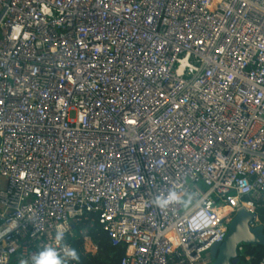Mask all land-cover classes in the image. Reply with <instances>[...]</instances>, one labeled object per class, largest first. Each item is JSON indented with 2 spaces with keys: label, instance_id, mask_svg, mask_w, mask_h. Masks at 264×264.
Wrapping results in <instances>:
<instances>
[{
  "label": "built area",
  "instance_id": "2783aa9c",
  "mask_svg": "<svg viewBox=\"0 0 264 264\" xmlns=\"http://www.w3.org/2000/svg\"><path fill=\"white\" fill-rule=\"evenodd\" d=\"M169 188L202 211L154 206ZM263 208L264 0H0V264L62 224L118 264H213Z\"/></svg>",
  "mask_w": 264,
  "mask_h": 264
},
{
  "label": "clouds",
  "instance_id": "9594fccd",
  "mask_svg": "<svg viewBox=\"0 0 264 264\" xmlns=\"http://www.w3.org/2000/svg\"><path fill=\"white\" fill-rule=\"evenodd\" d=\"M152 204L161 210L182 209L186 215H193L198 209L202 211V196L184 188H169L152 197ZM209 222L204 220L193 226V230L206 227ZM67 226L57 227L53 242L44 244L38 251L32 253L20 264H79L80 254L65 237Z\"/></svg>",
  "mask_w": 264,
  "mask_h": 264
},
{
  "label": "trees",
  "instance_id": "16d2710c",
  "mask_svg": "<svg viewBox=\"0 0 264 264\" xmlns=\"http://www.w3.org/2000/svg\"><path fill=\"white\" fill-rule=\"evenodd\" d=\"M261 224L264 225V208L259 213ZM86 235V236H85ZM79 237L73 239V247L80 254L79 264H118L126 253V248L114 246L106 233L102 231L98 224L88 227L87 234H79ZM85 237H88L96 245V253L86 250ZM245 253L250 255L253 264H258L264 258V245H244ZM245 260V259H242ZM12 264H17L13 262Z\"/></svg>",
  "mask_w": 264,
  "mask_h": 264
},
{
  "label": "water",
  "instance_id": "95a60500",
  "mask_svg": "<svg viewBox=\"0 0 264 264\" xmlns=\"http://www.w3.org/2000/svg\"><path fill=\"white\" fill-rule=\"evenodd\" d=\"M254 215L245 210L237 213L225 241L213 246V264H241L239 247L241 245H264V225L251 226Z\"/></svg>",
  "mask_w": 264,
  "mask_h": 264
},
{
  "label": "rangeland",
  "instance_id": "374dc122",
  "mask_svg": "<svg viewBox=\"0 0 264 264\" xmlns=\"http://www.w3.org/2000/svg\"><path fill=\"white\" fill-rule=\"evenodd\" d=\"M241 264H246V262L244 260L241 261Z\"/></svg>",
  "mask_w": 264,
  "mask_h": 264
}]
</instances>
